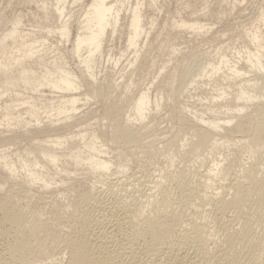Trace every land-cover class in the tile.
Segmentation results:
<instances>
[{
	"label": "bare ground",
	"instance_id": "obj_1",
	"mask_svg": "<svg viewBox=\"0 0 264 264\" xmlns=\"http://www.w3.org/2000/svg\"><path fill=\"white\" fill-rule=\"evenodd\" d=\"M36 2L27 0L36 5L37 31L20 29V15L0 31V191L21 176L38 189L34 197L21 189L0 196V264H264L257 236L264 233V81L257 82L264 80V34L246 29L239 35L248 42L244 50L215 54L216 48L215 59L211 52L200 61L198 74L165 77L161 53L175 50L164 46L156 56L146 51L154 21L143 11L153 10L157 0ZM199 17L177 19L171 27L191 31L204 44L212 38ZM120 39L125 52L118 44L114 53ZM107 66L118 69L109 79L103 75ZM127 70L151 75L149 87L132 93ZM169 93L177 134L145 145L147 120ZM93 96L104 103L103 131L76 118ZM235 140L257 160L244 168L233 150L213 158L211 167L202 165ZM113 142L165 155L170 166L179 156L184 164L164 169L163 180L150 170L143 181L134 176L138 188L132 179L104 188L100 184L115 165L107 158ZM190 162L200 164L193 168ZM127 166L116 169L120 174ZM61 174L70 181L67 190L62 187L65 203L43 194L50 195L53 177ZM256 229L261 231L254 235Z\"/></svg>",
	"mask_w": 264,
	"mask_h": 264
},
{
	"label": "rangeland",
	"instance_id": "obj_2",
	"mask_svg": "<svg viewBox=\"0 0 264 264\" xmlns=\"http://www.w3.org/2000/svg\"><path fill=\"white\" fill-rule=\"evenodd\" d=\"M40 1L35 0L36 3H39ZM28 4H27V0H0V19L2 20V25H0V31L8 29L10 27L9 22L19 17V15L22 16L24 22L23 26H21L22 28L20 29H22L23 31L29 29L37 31L36 29H34V27L39 25L36 24L35 20H37V17H35L33 14L34 11L36 12V5L34 3L29 5ZM143 14L144 16L147 15V17H151V19L154 21L151 40L147 45L146 51L147 52L151 51L152 54L156 56L162 51V48L164 46H166L167 49L175 50L174 53L169 56L166 53H161L162 60L166 61V66H167L166 73L164 75L165 77H167L169 72H173V71H185V72L187 71L194 75L198 74L200 70L199 68L200 61H204L208 59L209 54L211 52L212 53L210 54V57L215 59L216 57L215 54L218 53L219 51L225 52L226 54H231L236 50L241 51V48H243L244 50V47L248 45L247 44L248 42L247 41L243 42L239 38V35L242 33V31L246 29L247 30L258 29L259 31H261L262 34H264V25H263L264 0H236V1L227 0L226 2L214 1V0H157V3L155 7H153V10L146 8L144 9ZM199 15L201 16V18L199 17ZM241 15L245 17L244 20L239 19V16ZM197 16L201 21V25L205 27V29H208L207 35L212 38L208 42L205 41L207 43L204 42L203 44L202 42L201 44L203 45L199 43L201 42L200 38H196V36L191 31H180V30L178 31V30H173L171 27L172 22L177 19H186L189 17L195 18ZM261 20H263V22H261ZM225 29H230V31L223 34L221 31ZM167 34L169 35L167 37V43L166 45H163L162 39H164V37ZM116 42L117 41L115 40V43H113V48L116 47L114 53L116 52V50H118L117 48L118 44L119 46L121 45L120 51L125 52V47L122 43V42L125 43V41L121 40L122 44L120 43V41H118L119 43L117 42V44ZM151 42L153 44L151 47H149ZM216 48H217V52H215ZM213 52H215V54ZM127 58H129V53H127L123 58L124 61L123 62L124 64H122L123 66L125 65V60H127ZM157 65L160 66L161 62H159ZM111 70L112 69H110V66H107V68L104 69L103 75L107 74L108 79L110 74L118 73V69L113 70V72H111ZM125 73L131 75L133 87H135L133 90L130 89L131 92L132 91L134 92L135 90L138 92L140 90H143L144 88L149 87L147 85H149L148 80L150 81L152 78L151 75L145 77V73L136 72L133 70H127V72ZM260 74L263 75L264 71H261ZM262 75L261 77H264ZM248 76H250L249 78L251 79H255L253 75L252 76L248 75ZM261 81L263 82L264 80L257 81L258 85L262 83ZM261 88H264V82L262 83ZM151 95L152 98L153 96L156 95L155 93H153L152 89H151ZM111 96L113 97L114 94H111ZM124 96H125L124 92L123 93L120 92V98L122 100L124 99ZM170 96L171 94L169 93V94H164L161 97V104H159V112H157V114L153 112L150 118L147 120L148 121V124L146 125L147 130L144 133V135L147 137V139L144 141L145 145H149L148 143L153 142V140H155L156 138L157 140L158 139L160 140L161 137L162 138L164 137L163 139L165 138L168 139L177 134L178 125L174 120L169 119L168 110L171 105ZM157 100H159V98H157ZM167 100H169V102ZM257 102L259 103V101ZM89 103L85 106L83 105L79 106L80 112L82 111L81 113L82 117L81 118L76 117V118L78 120H82L85 117L84 119H88V123L92 124L91 127L92 131L99 129L103 131L107 127V120L104 118L103 115L104 114L103 113L104 108H102L104 104L103 100L100 97L93 96L89 98ZM195 104L196 106L198 105L197 102ZM197 108L199 109L200 106L198 105ZM251 111L252 109H249L247 113H250ZM86 113L88 114L86 115ZM76 128L75 129L77 131L79 127ZM26 144L27 142L23 143L21 147L23 148L24 145ZM126 146L127 145H125L123 142H113L112 144H109L110 149L108 150L107 158H110L115 165L112 166L114 170L110 172L111 174L108 173L109 174L107 176L108 179L105 178L107 182H105L104 184L106 185H104L103 182L100 184L102 185V187L105 188L108 185L107 183H109L110 181H111L110 183H114V182L116 183L118 181L117 184L121 181L131 183L134 176H136V178H139V180L141 179L143 181V177H144L143 175H145L146 170H150L151 172H153L154 174L153 177L155 178V180L159 178L158 176H160L163 180L162 176L165 175L164 173L167 174L168 172L173 171V169L175 170V167L176 168L178 166L181 167L184 164L181 163L183 161H181L179 156H174L175 165L173 164L172 166H170L168 162V158H166L165 155L164 156L144 155L139 149H137L136 151H132L126 149ZM239 146L240 143L238 142V140L230 142L228 144V147L225 146L221 147L216 152L218 154H215L212 157L211 156L206 157L207 159L205 161L204 160L202 161V165H205L206 167H211L213 165L212 162L214 161L215 158L221 160L225 155L234 152L233 150H237L239 151V157L241 159L243 167L247 168L248 163L250 162L253 163V161L257 159L255 158L250 159L247 156V154L244 152V150L238 148ZM7 147L6 149L13 150V148L18 147V145H16V147H12V146H7ZM0 149L4 150L5 148L3 147ZM116 154H119L120 158H116ZM262 159H264V157L261 158V160ZM263 161L259 160V163L260 164L262 163V165L259 166L264 167ZM13 162L18 167L17 158L13 159ZM121 163L122 164L127 163L128 166L126 167L125 172L119 174L118 172L122 170L117 171L116 166L117 167L120 166ZM199 164L196 162H193L192 164L190 162L189 164L186 165L196 168L199 166ZM164 169L165 170L168 169V172L165 171ZM236 171L237 174H240L239 169H237ZM78 173L80 174V172ZM140 173L142 175H140ZM116 177H118V179ZM53 178L55 180L54 181L55 185L51 187L53 189H51L50 195L45 194V192L43 194L46 196H52L54 201L57 199L56 197H58L60 198V201H62V203L63 202L65 203L66 202L65 198L67 197H66V192L63 190L62 187H64L67 190L70 181L67 177H64L63 174L59 176H54ZM165 178L166 175L164 176V179ZM227 181L228 180L223 182V184H226ZM134 182L135 181L133 180L131 186H134V188H138L139 182L137 183L135 182V184L138 185V187L135 186ZM62 183H64V185H62ZM28 185L29 184L27 183V179L23 178V176L17 179L10 180L7 182L6 185H3L4 188L2 191H0V196L4 192L12 191V190L19 191V189H21V191L30 193L31 197L36 196L34 194L38 191V189L36 187L28 188L27 187ZM149 186H152V184H150ZM113 189L117 190L116 187H114ZM38 193H41V191ZM32 200H34V198H32ZM24 209L29 211V207L28 209L24 207ZM260 231H261L260 229H256L254 231V235ZM257 236L258 239H261L262 243H264V233H260Z\"/></svg>",
	"mask_w": 264,
	"mask_h": 264
}]
</instances>
